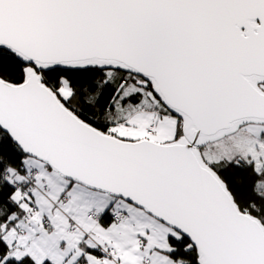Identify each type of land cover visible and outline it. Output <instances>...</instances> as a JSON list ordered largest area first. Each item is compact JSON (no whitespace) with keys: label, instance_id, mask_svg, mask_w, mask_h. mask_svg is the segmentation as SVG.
I'll list each match as a JSON object with an SVG mask.
<instances>
[{"label":"snow or ice","instance_id":"1","mask_svg":"<svg viewBox=\"0 0 264 264\" xmlns=\"http://www.w3.org/2000/svg\"><path fill=\"white\" fill-rule=\"evenodd\" d=\"M0 264H264V0H0Z\"/></svg>","mask_w":264,"mask_h":264}]
</instances>
